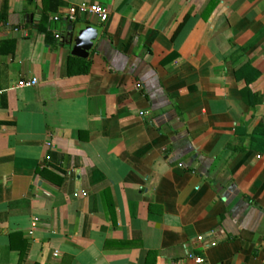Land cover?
<instances>
[{"label":"crops","instance_id":"crops-1","mask_svg":"<svg viewBox=\"0 0 264 264\" xmlns=\"http://www.w3.org/2000/svg\"><path fill=\"white\" fill-rule=\"evenodd\" d=\"M55 1L0 0V264H264V0Z\"/></svg>","mask_w":264,"mask_h":264},{"label":"water","instance_id":"water-1","mask_svg":"<svg viewBox=\"0 0 264 264\" xmlns=\"http://www.w3.org/2000/svg\"><path fill=\"white\" fill-rule=\"evenodd\" d=\"M68 30L67 41L69 40L74 44L72 54L80 57L88 55L101 33V28L93 24L81 25L76 29L70 26Z\"/></svg>","mask_w":264,"mask_h":264},{"label":"built area","instance_id":"built-area-1","mask_svg":"<svg viewBox=\"0 0 264 264\" xmlns=\"http://www.w3.org/2000/svg\"><path fill=\"white\" fill-rule=\"evenodd\" d=\"M96 15L100 18V20L104 21L107 19L108 12L106 8L98 3H91V4H81L79 6H72L69 8L67 13V20L69 22L76 21L80 16L85 15ZM57 39H60L59 34L55 35ZM37 83L36 78H21L16 82L17 86H31ZM214 244V243H213ZM188 256L193 258L196 262H202V257L194 256L193 254L188 253Z\"/></svg>","mask_w":264,"mask_h":264},{"label":"trees","instance_id":"trees-1","mask_svg":"<svg viewBox=\"0 0 264 264\" xmlns=\"http://www.w3.org/2000/svg\"><path fill=\"white\" fill-rule=\"evenodd\" d=\"M56 2L55 0H53ZM47 17L43 16V20L39 22L38 29L41 31L44 30V22ZM90 68V60L89 59H83L79 57H75L70 55L67 61V73L68 75H75V74H84L89 71Z\"/></svg>","mask_w":264,"mask_h":264}]
</instances>
